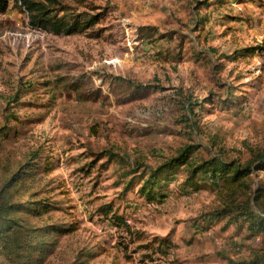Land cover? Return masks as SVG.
I'll use <instances>...</instances> for the list:
<instances>
[{"label": "rangeland", "instance_id": "obj_1", "mask_svg": "<svg viewBox=\"0 0 264 264\" xmlns=\"http://www.w3.org/2000/svg\"><path fill=\"white\" fill-rule=\"evenodd\" d=\"M24 1L92 24L55 35ZM6 126L0 172L30 164L16 202H47L31 224L59 230L39 237L42 264H243L264 235L214 216L222 195L206 175L186 185L172 170L154 201L127 185L187 146L242 164L264 152V0H9ZM252 176L264 187L263 170Z\"/></svg>", "mask_w": 264, "mask_h": 264}, {"label": "trees", "instance_id": "obj_2", "mask_svg": "<svg viewBox=\"0 0 264 264\" xmlns=\"http://www.w3.org/2000/svg\"><path fill=\"white\" fill-rule=\"evenodd\" d=\"M8 1L0 0V13L7 9ZM24 2L31 25L41 27L55 35L74 34L92 24L91 20L85 23L86 19H73L71 23L67 19H54L53 12L47 10L45 5ZM8 116L10 117V114ZM4 120L8 119L4 117ZM7 129L8 126L5 127L3 135H0V146L3 144V138L7 137L8 133H5ZM195 149L192 146L184 147L176 157L130 181L127 190L134 184H139V190L146 200L154 201L163 196L155 190L162 175L168 176L172 170H178L185 176V184L190 185L199 174H204L218 184L217 192L222 195V206L217 209L214 216L227 218V225L234 224L240 230L247 229L250 236L264 235V187L257 185L252 176L257 171H264V152H252L250 159L242 164L221 156L205 160L194 155ZM29 165H22L17 171L1 168L0 262L4 259L10 264H42L48 254L50 243L40 238L49 240L54 233H59V230L49 225L38 228L31 224L32 217L43 220L49 210L47 202H16V195L21 192L20 184L34 173L33 167H30V171H24ZM143 166L138 164L136 168ZM229 262L236 264L233 261ZM243 264H264V238L251 260Z\"/></svg>", "mask_w": 264, "mask_h": 264}]
</instances>
